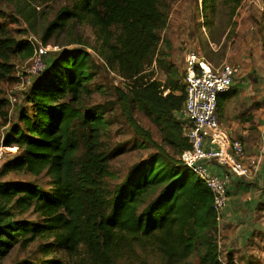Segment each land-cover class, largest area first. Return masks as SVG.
I'll use <instances>...</instances> for the list:
<instances>
[{"label":"trees","instance_id":"obj_1","mask_svg":"<svg viewBox=\"0 0 264 264\" xmlns=\"http://www.w3.org/2000/svg\"><path fill=\"white\" fill-rule=\"evenodd\" d=\"M168 1L73 0V7L62 9L47 26L43 41L48 44L71 21L85 20L102 40L100 54L109 65L137 80L157 61ZM243 1L203 0L202 27H211L219 3L232 26ZM7 16L0 7V20ZM255 23L264 36V8ZM33 53L29 39L0 22V118L7 129L2 146L18 149L3 174H45L52 185L45 190L32 182L0 181V261L16 245L38 241L47 257L61 253L73 261L56 256L40 264H136L147 255L160 256L163 264H185L195 255L199 264H225L212 193L181 160L191 146L176 116L184 109L186 87L171 77L166 84L151 80L131 87L129 102L149 115L162 143L134 123L156 151L132 166L112 191L106 178L120 152L103 147L111 124L107 109L84 105L97 74L92 53L67 46L49 54L47 69L30 88L18 91L17 60ZM26 212L36 220L22 218ZM226 259L236 262L232 253Z\"/></svg>","mask_w":264,"mask_h":264},{"label":"rangeland","instance_id":"obj_2","mask_svg":"<svg viewBox=\"0 0 264 264\" xmlns=\"http://www.w3.org/2000/svg\"><path fill=\"white\" fill-rule=\"evenodd\" d=\"M73 5V0H0V7L8 15L6 19L0 20V22H3L19 38L44 42L43 38L47 26L56 19L62 9H71ZM202 7L203 0L168 1V26L160 33L161 42L154 57L157 58V61L147 64L137 80L125 78L109 65L105 57L100 54L102 40L97 31L85 20H73L66 30L50 37L48 41L51 46L49 54L67 46H76L88 49L93 55V62L97 71L92 82L94 93L85 100L84 105L86 107L96 105L106 107V117L111 124L108 127V132L102 137L103 147L111 153L120 152L110 163L111 175L106 178V185L109 190L113 191L124 180L132 166L156 151V147L145 142V138L139 134L134 123L143 131L150 133L155 142L162 143L159 128L153 123L149 115L139 109L136 104L129 102L130 97H132L131 87L151 80L166 84L169 77L179 80V85L183 86L185 57L188 52L198 53L217 67L225 63L233 65L227 58L240 54L236 42L237 36L233 31L236 22L234 20L235 24L228 26L227 8L219 3L217 14L210 16V19L213 20L211 27L203 28ZM263 8V0H244L240 9L245 13L242 22L257 21ZM23 15L27 18H24ZM240 15L239 12L238 18L241 17ZM79 41H83L85 45L79 44ZM258 42L261 67L264 70V36L260 35ZM29 60L21 58L17 60V64L24 66L29 63ZM168 93L169 91L166 90L164 95ZM179 115V113L176 115L178 119H180ZM3 124L4 119L0 118V181L32 182L42 186L45 190L51 189V179L45 174L34 175L28 172L3 174L7 161L18 152L17 147H10L9 149L2 146L7 131L3 128ZM21 217L36 220V216L32 212H26ZM220 247L221 256L227 264L228 249L222 244ZM256 250L259 254L255 250H247V259L243 254L238 256L232 254V257H235V264H264V244ZM253 251L254 253H252ZM56 256L66 262L73 263L70 258L61 253L47 257L43 253L42 243L37 241L28 247H24L22 244L16 245L10 254L0 261V264H40L45 258L50 259ZM136 264L163 263L160 256L147 255L142 256L141 261L136 262ZM185 264H199V259L195 255Z\"/></svg>","mask_w":264,"mask_h":264},{"label":"crops","instance_id":"obj_3","mask_svg":"<svg viewBox=\"0 0 264 264\" xmlns=\"http://www.w3.org/2000/svg\"><path fill=\"white\" fill-rule=\"evenodd\" d=\"M239 12L241 17L234 18V33L240 54L227 58L239 67V73L231 91L222 94L219 117L232 138L244 144L245 164L252 174L248 178L231 177L221 230L222 245L228 252L236 250L232 254H243L247 259V250L257 252L256 248L264 244V70L258 47L259 28L255 20L242 22L245 13ZM208 168L221 177L228 174L216 162L209 163Z\"/></svg>","mask_w":264,"mask_h":264},{"label":"built area","instance_id":"obj_4","mask_svg":"<svg viewBox=\"0 0 264 264\" xmlns=\"http://www.w3.org/2000/svg\"><path fill=\"white\" fill-rule=\"evenodd\" d=\"M30 42L34 53L29 63L17 68L18 91L30 88L36 77L47 69L51 46L38 40L30 39ZM185 58L183 82L186 101L179 116L191 146L181 154V160L212 193L221 246L231 177L248 178L252 174V169L245 164L244 144L232 138L219 117V96L231 91L239 67L227 63L217 67L193 51L188 52ZM211 162L224 166L228 174L223 177L212 174L208 168Z\"/></svg>","mask_w":264,"mask_h":264},{"label":"bare ground","instance_id":"obj_5","mask_svg":"<svg viewBox=\"0 0 264 264\" xmlns=\"http://www.w3.org/2000/svg\"><path fill=\"white\" fill-rule=\"evenodd\" d=\"M13 152V151H12Z\"/></svg>","mask_w":264,"mask_h":264}]
</instances>
